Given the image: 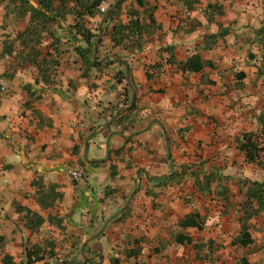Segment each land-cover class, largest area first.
I'll return each mask as SVG.
<instances>
[{
  "label": "crops",
  "instance_id": "1",
  "mask_svg": "<svg viewBox=\"0 0 264 264\" xmlns=\"http://www.w3.org/2000/svg\"><path fill=\"white\" fill-rule=\"evenodd\" d=\"M23 1L40 7L0 0V264H29L27 248L44 251L31 264H264L245 193L264 166L237 144L264 114V0H99L91 15L63 0L39 47L58 61L47 82L18 39L39 24ZM131 19L140 35L115 33ZM193 56L204 67L184 70Z\"/></svg>",
  "mask_w": 264,
  "mask_h": 264
},
{
  "label": "trees",
  "instance_id": "2",
  "mask_svg": "<svg viewBox=\"0 0 264 264\" xmlns=\"http://www.w3.org/2000/svg\"><path fill=\"white\" fill-rule=\"evenodd\" d=\"M62 1L61 5L59 7H56L55 5L56 0H38L40 7L35 8L29 2L23 1L20 11L21 12H28L31 11V14L35 19L38 20V25L31 24L24 32V34L20 35L18 39H21V44L23 49H31V54H28V59L31 61H35L37 64H39L41 69V75L42 79L47 82L50 81L51 76L55 73L56 69L55 66L58 64V61L56 59H50L47 61L46 58L43 59V61H38L39 55L43 53V51L40 50L39 47L42 48L43 46V33L48 32V35L53 36L55 34V31L58 27L55 26L56 21L55 20L58 15L62 13V10L60 8L62 7ZM77 2H81L82 0H75ZM91 0H87V5L85 4V11L86 13H89L90 15L93 13V9L100 4L99 0H96L93 4H90ZM84 12L77 11V14L80 16ZM33 20V21H35ZM74 27L77 29V33H79L84 40L87 42L88 46L85 49L80 50V53L82 54V57L86 62H88L86 55L90 54L91 51H93L94 43H93V37L94 34L84 27V25L76 24ZM131 32L135 33L138 32L139 35L142 33V25L139 21V19H131L127 24H122L120 26L115 27V33L119 32L122 33V37H125V34L127 32L126 29H130ZM223 30V29H222ZM227 30V29H226ZM115 33L113 34L115 37ZM46 34V36H47ZM219 35H222V32H220ZM117 42V41H116ZM55 42L52 44L54 45ZM6 52L12 53L15 50V42L11 41L6 46ZM47 55H50L48 52ZM51 56V55H50ZM264 56V52H263ZM196 62V63H195ZM205 63L200 61L198 59V56L191 57L186 63L181 64L180 66L184 70L189 71H199L204 67ZM2 99H0V102ZM132 101L128 98L125 101V105L131 104ZM136 108V103L134 101L132 107L129 111H127L125 114L118 115L116 119L114 120V123L121 124L125 119L127 118V114H130L132 110ZM118 114V113H117ZM260 122V129L258 131H250L243 133L240 137H237V144L240 151L245 153L246 160L248 163H258L259 165L264 166V114H262L259 117ZM264 168V167H263ZM213 173L208 175L205 179V183L203 185H200V188L210 189L211 185V179H213ZM216 194H223L227 195V190L225 191L224 188L222 190H215ZM246 213L248 214L247 219L252 215L260 214L264 210V179L263 180H254L251 181V185H248L246 188ZM42 251L41 248H27L26 249V255L28 258V263L31 264L34 261H37L42 258V255H40ZM5 264H11V260L4 259Z\"/></svg>",
  "mask_w": 264,
  "mask_h": 264
},
{
  "label": "built area",
  "instance_id": "3",
  "mask_svg": "<svg viewBox=\"0 0 264 264\" xmlns=\"http://www.w3.org/2000/svg\"><path fill=\"white\" fill-rule=\"evenodd\" d=\"M101 11H106V7L102 6ZM7 87L4 83H0V99L4 98L5 95L7 94ZM70 175L74 180H80L83 178V170L82 169H70L69 170Z\"/></svg>",
  "mask_w": 264,
  "mask_h": 264
},
{
  "label": "rangeland",
  "instance_id": "4",
  "mask_svg": "<svg viewBox=\"0 0 264 264\" xmlns=\"http://www.w3.org/2000/svg\"><path fill=\"white\" fill-rule=\"evenodd\" d=\"M261 59V57H260ZM259 68L260 70L264 71V56L262 54V59L259 61Z\"/></svg>",
  "mask_w": 264,
  "mask_h": 264
}]
</instances>
